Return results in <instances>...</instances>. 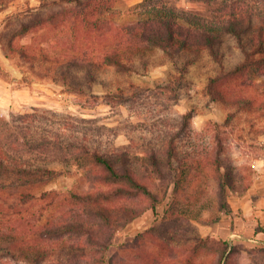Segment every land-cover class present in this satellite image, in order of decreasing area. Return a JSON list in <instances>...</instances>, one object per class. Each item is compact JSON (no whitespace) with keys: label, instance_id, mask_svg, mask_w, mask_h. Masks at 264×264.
Listing matches in <instances>:
<instances>
[{"label":"trees","instance_id":"obj_1","mask_svg":"<svg viewBox=\"0 0 264 264\" xmlns=\"http://www.w3.org/2000/svg\"><path fill=\"white\" fill-rule=\"evenodd\" d=\"M9 1L0 0V9ZM63 1L67 2L62 7L65 18L60 24L51 23V31L56 32L50 35L69 31L72 39L67 38L70 41L67 45L73 53L57 55L41 44L13 41L6 55L18 59L20 76L13 75L0 61V77L18 86L42 80L60 83L70 92L92 97L91 103L98 104L96 86L103 82V74L111 71L119 76L143 74L151 67L149 52L154 49L181 75L179 84H183V77L196 57L206 54L216 65L207 86L214 101L229 111L245 109L252 116L251 127L255 126L256 118L264 119V95L249 91V86H244L246 82L240 83L249 73L264 75V0H202L217 5L212 19L181 11L170 0H145L137 7L139 19L129 24H117L112 18L116 15L117 0ZM36 29L22 23L20 33L29 34ZM229 37L240 54L232 65L227 63V51H223ZM106 85L103 97L109 103L126 100L134 87L126 86L119 77ZM235 116L236 113L229 112L228 123ZM30 118L24 114L20 123L14 124L0 114V261L7 258L26 264H50L45 262L53 259L51 264H113L107 253L116 232L146 210L159 215L158 207L171 189L172 199L166 203L160 222L148 230L152 250L143 257L142 264H167L166 258L176 259L175 250L170 248L172 243L188 245L185 238L189 235H192L191 254L186 264H198L197 258L212 251L219 256L217 264H229L231 259L226 254L230 239L203 236L194 224V221L208 225L220 222L223 212L233 213L228 191L245 193L251 187L247 175L241 176L243 185H240V177L222 156L225 143L218 124L212 150L200 159L191 153L189 161L180 156L176 136L150 153L134 155L130 145H124L108 154L91 151L87 137L82 138L84 142L69 141L65 126L59 135L51 137L52 132H47L36 140V119ZM55 150L61 152L63 161L68 162L70 156L78 161L76 166L92 178L89 179L94 185L90 190L61 194L48 189L67 172L58 168V160L51 158ZM80 155H87L89 163L83 165ZM136 159L142 165L139 170ZM212 176L216 191L214 204L209 206L198 197L203 195V185ZM160 182L167 183L165 195L158 193ZM140 197L149 202L144 209L117 203ZM36 202L47 205L34 214L35 221L22 219L23 223H15L19 220H13L15 214ZM58 204L64 207V212L45 213ZM208 208L209 218L203 220L202 213ZM256 232H264V227L260 224ZM72 237L77 238L75 242H71Z\"/></svg>","mask_w":264,"mask_h":264},{"label":"rangeland","instance_id":"obj_2","mask_svg":"<svg viewBox=\"0 0 264 264\" xmlns=\"http://www.w3.org/2000/svg\"><path fill=\"white\" fill-rule=\"evenodd\" d=\"M144 1L117 0L114 5L116 15L112 18L117 24L136 22L140 10L137 7ZM170 1L181 11L199 14L208 19H212L217 11V5L202 0ZM66 3L63 0H10L5 8L0 9V61L5 69L15 76H20L17 69L18 59L12 54L9 57L6 55V52H10L9 43L13 41L25 45L32 42L41 44L57 55L73 53L67 45L70 43L67 38L72 39L69 31L59 36L50 35V32H56L51 31V23L60 24L65 18L62 15V7ZM22 23L36 26L38 29L36 32L21 35ZM224 49L229 57L227 63L230 62L232 65L240 58L239 49L231 37L226 39L223 51ZM149 54L152 58L151 67L143 74L119 76L112 71L103 74V82L96 86L100 96L98 104L91 103L92 97L70 92L60 83L42 80L31 85L18 86L0 77V114L14 124H19L24 114L29 115L30 119L34 116L36 140L47 135V132H52L51 137L59 135L65 126L68 128L65 135L70 137L69 141L84 142L82 138L87 137L89 141L86 144L91 151L97 150L108 154L117 152L124 145H130L134 155L137 153L141 155L143 151L150 153L153 149H161L165 143L167 144V140L176 136L180 156L189 161L192 160L191 153L200 159L208 150H212L214 135L219 130L225 143L222 156L231 164L236 176L240 177L238 180L241 182L240 185H243L241 179L243 175H247L251 182V187L245 193L229 190L228 202L233 213L235 206L237 214L243 216H250L252 212L255 214L260 210L256 204L264 198V119H261L262 122L256 118L255 126L251 127L249 121L252 116L245 109L229 111V108L214 101L207 86L216 65L209 55L196 57L194 65L183 77V84H179L181 75L172 64L166 62L158 50L154 49ZM118 77L126 86L133 84L134 87L130 89V96L126 100L109 103L103 97L105 86L107 82ZM240 83L248 85L249 91L264 95V75L249 73ZM229 112L236 113V116L228 123ZM78 157H81L83 165L89 163L87 155ZM51 158L58 160L60 162H57L58 168L61 167L63 168L61 170L67 172L48 186V189L66 194L70 190L86 192L93 187V181L89 179L91 177L76 166L78 161L74 157L70 156L68 162L63 161L61 152L55 150ZM134 161L139 170L142 165L137 159ZM95 169L101 172L98 168ZM145 180L150 183L149 179ZM203 186L204 193L198 198L211 206L214 204L216 191L213 176L206 180ZM166 187L167 183L160 182L159 195H165ZM181 197L186 200L185 195ZM171 199L169 189L166 200L158 207L159 215L153 210H146L141 217L117 231L112 240L113 245L107 253L108 260H112L113 264H142L143 257L146 258L145 256L152 250V236L148 230L160 222L166 203ZM192 202L195 204L194 199ZM117 203L138 209H144L149 204L143 197L135 200L123 199ZM46 205L47 202H36L28 208L21 209L20 213L16 211L13 220L19 219L15 221L17 224H20L19 221L23 223L22 219L35 221L34 214ZM60 208L62 206L58 204V207L48 208L45 213L48 215L49 212H57L59 215L64 212V207ZM209 210L208 208L202 213L203 220L209 218ZM13 212L12 210L11 213ZM225 215L230 214L223 212L222 218ZM194 224L203 236L202 230L205 231L215 225L199 221H194ZM190 237L192 235L185 238L188 245L183 242L172 243L170 248L175 250L176 259L166 258L167 264H186L187 257L191 254ZM72 238L71 242L77 239ZM236 239H230V249L226 254V258L229 256L231 259L229 264H264V244L256 241L255 236H242ZM203 251L207 252L204 249ZM196 261L198 264H217L219 256L212 251L210 254L204 253ZM45 263L51 264L54 260L48 259ZM0 264L26 263L20 259L3 258Z\"/></svg>","mask_w":264,"mask_h":264},{"label":"crops","instance_id":"obj_3","mask_svg":"<svg viewBox=\"0 0 264 264\" xmlns=\"http://www.w3.org/2000/svg\"><path fill=\"white\" fill-rule=\"evenodd\" d=\"M256 205L260 207V210H258L255 214L252 212L250 216L237 214V208L234 206V217H232L231 214L225 215L220 222L208 227L205 231L202 230V233L204 236L210 235L212 237L223 239L255 236L256 241H260L264 244V232H256L260 224L264 227V198L260 199V202L258 201V204ZM254 215H256V217H254ZM250 240L253 241V239Z\"/></svg>","mask_w":264,"mask_h":264}]
</instances>
